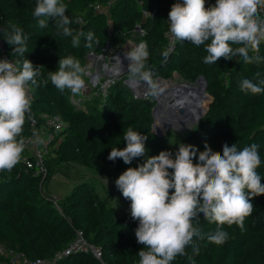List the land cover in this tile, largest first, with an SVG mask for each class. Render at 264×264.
<instances>
[{
	"label": "trees",
	"instance_id": "1",
	"mask_svg": "<svg viewBox=\"0 0 264 264\" xmlns=\"http://www.w3.org/2000/svg\"><path fill=\"white\" fill-rule=\"evenodd\" d=\"M60 2L67 6L66 15L73 19L69 27L84 34L79 47L72 45L71 37L56 35L53 21H49L47 28L38 26L32 16L35 0H0V40L8 55L18 59L13 46L6 42L3 31L10 21L29 36L30 52L24 58L30 61L39 58L46 62L40 67L43 75L37 80L38 83L41 80L47 83L30 90L31 111L26 114L22 136L30 133L29 117L58 114L66 123L62 142L54 156L45 160L47 176L60 161L77 160L89 164L100 160L107 167L119 171L137 167L145 157L134 159L131 164L120 159L115 162L107 159L112 147L126 146L122 137L129 127L148 136V156L158 155L162 150L175 153L178 147L168 145L151 133L153 104L133 99L123 84H115L97 105L83 111L63 102L62 92L48 79V72L58 70L59 59L72 56L83 66V57L88 51H100L106 42L117 44L128 38L132 26L142 20L136 1ZM214 3L215 0H205L206 7ZM97 4L107 6L110 26L101 14L94 13L93 7ZM160 5V9L144 22L146 27H150L146 36L149 52L146 69L152 70L154 77L165 76L173 70L184 71L189 80L203 77L206 93L212 98L206 113L183 137L182 143L195 145L198 152L204 150L205 143L217 152L222 151L224 143L229 146L235 143L238 149L256 143L260 146L261 156L257 172L264 177V93L246 94L240 89V81L244 78L264 79V41L260 44L259 53H254L262 57L258 64H245L238 56L231 61L221 58L215 64H204V57L208 55L205 45L196 46L187 41H177L175 50L165 59L168 5L166 2ZM89 32L99 40L92 48L85 47ZM46 89L55 91L53 96L45 94ZM204 98L206 100L207 96L203 92L201 105ZM197 161L198 154L193 162ZM40 180L20 163L11 172L0 171V242L7 251L23 253L30 260H52L53 264H101L88 254L55 257L69 247L76 231H81L89 243L100 248L103 264H138L136 254L143 245L136 242L134 230L138 221L133 220L130 214L117 216L113 208L106 207L92 192L93 186L87 182L76 185L71 195L60 201L59 207L53 206L41 196L37 188ZM261 183L264 184V179ZM251 202L254 210L245 218L243 231L237 225L221 226L229 234L223 245L207 241V234L215 231L217 225L209 223L201 215L196 226L205 239L194 237L193 244L186 248L187 255L178 256L171 264H264V195L253 198ZM1 263L11 264L8 257L0 258Z\"/></svg>",
	"mask_w": 264,
	"mask_h": 264
},
{
	"label": "clouds",
	"instance_id": "2",
	"mask_svg": "<svg viewBox=\"0 0 264 264\" xmlns=\"http://www.w3.org/2000/svg\"><path fill=\"white\" fill-rule=\"evenodd\" d=\"M260 10H264V0H215L208 7L205 0H177L171 5L167 21L176 41L205 45L208 55L204 64H215L221 58L231 61L237 56L245 64H258L262 57L249 52L259 53L264 41ZM66 11L67 6L60 0H35L32 16L40 28H47L53 21L55 34L71 37L72 45L79 47L84 34L69 27L73 19ZM3 31L18 57L16 61L0 58V171L11 172L24 151L22 132L26 114L31 111L30 90L46 86L47 81L38 83L37 78L43 75L40 67L24 58L30 52L29 36L10 21ZM86 40L87 48L99 43L93 32L87 34ZM163 55L167 59L169 53ZM124 56L129 61L128 83L143 85L146 96L158 97L164 89L146 70V45L141 43ZM85 75L80 61L67 56L58 60V70L48 72V79L60 91L68 89L79 94L86 88ZM240 89L246 94L264 93V79L244 78ZM122 138L126 146L112 147L109 161L120 159L131 164L145 157L143 163L127 168L115 180L116 188L130 201L131 218L138 221L135 238L143 245L136 254L138 264H171L178 256L187 255L186 248L193 244L194 237L205 239L196 226L201 215L217 225L207 234V241L223 245L229 234L221 226L237 225L243 231L245 218L254 210L252 199L264 195V177L257 172L261 165L260 146L256 143L239 149L235 143H224L221 152L207 143L199 152L195 145L179 143L175 153L162 150L148 156L147 135L129 127ZM197 154L198 161L194 163Z\"/></svg>",
	"mask_w": 264,
	"mask_h": 264
},
{
	"label": "built area",
	"instance_id": "3",
	"mask_svg": "<svg viewBox=\"0 0 264 264\" xmlns=\"http://www.w3.org/2000/svg\"><path fill=\"white\" fill-rule=\"evenodd\" d=\"M136 5L141 10L142 20L136 22L131 28V35L121 43L106 42L100 51L90 50L85 55L83 67L86 69L85 79L86 88L82 90L81 95L100 96L104 99L111 87H113L119 78L127 73L129 61L125 58L124 53L143 43L147 47L146 36L150 27H146L144 22L151 18L155 12L160 9L161 3L166 2L168 11L166 15V29L164 32L165 45L164 51L169 54L175 50L177 41L169 32L168 13L171 5L177 0H135ZM182 3L183 0H180ZM96 8H100L97 6ZM108 10V9H107ZM261 18H264V10L259 11ZM109 32V28L107 29ZM0 58H7L16 61L8 55L4 43L0 40ZM149 70V69H146ZM152 73L153 71L150 70ZM155 82L161 83L160 76L154 77ZM133 99L148 101L153 104L151 109V132L154 131L155 113L157 110V97L146 96V88L143 85L132 86L128 83V77L122 81ZM30 97L31 94L29 93ZM32 100V97H31ZM31 102V101H30ZM163 120V119H161ZM161 122V121H160ZM66 123L58 114H41L39 118L29 117L30 133L23 136L25 140L24 151L19 161L25 167L26 171L40 177L42 180L47 175L45 160L54 156V151L62 142L64 137ZM156 133V132H155ZM154 134V133H153ZM157 134V133H156ZM71 254H88L94 259L102 262V252L98 246L89 243L81 231H76L74 240L61 255ZM8 257L11 264H53L52 260L43 258L28 259L23 253H14L7 251L0 242V258ZM2 264V263H1Z\"/></svg>",
	"mask_w": 264,
	"mask_h": 264
},
{
	"label": "rangeland",
	"instance_id": "4",
	"mask_svg": "<svg viewBox=\"0 0 264 264\" xmlns=\"http://www.w3.org/2000/svg\"><path fill=\"white\" fill-rule=\"evenodd\" d=\"M97 6L100 8H96ZM107 9V6L103 4H97L93 7L94 13L101 14L104 20L107 22V25L110 26L111 23ZM85 55L83 57L84 59ZM249 55H254V53L250 51ZM31 61L34 65L39 67L46 65V62L39 58L33 59ZM126 77H128V74L120 77L117 83L122 85V81ZM160 78L162 80L168 81L169 85H191L195 84L197 80H189L186 77L185 72L181 70H173L172 72L167 73L165 76H160ZM166 89H168V86ZM54 92L55 91L48 89L44 91V93L49 96H53ZM61 92L62 101L71 105L75 110H90L92 106L97 105L101 99L100 96L81 95V93L73 94L68 89H65ZM205 95L207 96V99L205 100L204 98L202 100V105L200 104V106L201 109H204L206 113L208 109L207 106L212 101V98L206 93V87L204 89V96ZM166 120L167 122L165 121L159 125L155 120L154 131L157 134L155 132H153L154 134L152 132L151 133L168 145L178 147V144L182 143L183 137L189 131H191L194 126L193 124L173 122L172 118H167ZM122 172L124 171L107 167L100 160H95L89 164H84L77 160L60 161L51 169L49 176L46 175L43 180L41 179L39 181L37 188L40 191L41 196L48 203L59 207L60 201L65 199L67 196H70L73 188L76 185L87 182L93 186L92 192L97 195V197L104 203L106 207L113 208L117 216L122 214H130V201L125 199L115 186V180Z\"/></svg>",
	"mask_w": 264,
	"mask_h": 264
},
{
	"label": "bare ground",
	"instance_id": "5",
	"mask_svg": "<svg viewBox=\"0 0 264 264\" xmlns=\"http://www.w3.org/2000/svg\"><path fill=\"white\" fill-rule=\"evenodd\" d=\"M160 85L164 91L156 98L157 110L155 120L161 124V119L172 118L173 122L181 123L188 116L198 117L204 111L201 109L200 101L203 96L204 84L197 81L195 84L174 85L168 81H162ZM168 86V89L166 87ZM185 110V115L179 114V109Z\"/></svg>",
	"mask_w": 264,
	"mask_h": 264
},
{
	"label": "water",
	"instance_id": "6",
	"mask_svg": "<svg viewBox=\"0 0 264 264\" xmlns=\"http://www.w3.org/2000/svg\"><path fill=\"white\" fill-rule=\"evenodd\" d=\"M197 81H202L203 82V84H204L203 90H204L205 87H206L205 86V79L203 77H198L196 82ZM178 111H179V114L185 115V110L183 108H180ZM204 113H205V110L198 117H195L193 115L188 116L187 118L184 119V121L182 123L193 124V126H195L198 123V121L200 120V118L204 115ZM165 121L167 122V120L163 119V120H161V123H163Z\"/></svg>",
	"mask_w": 264,
	"mask_h": 264
}]
</instances>
